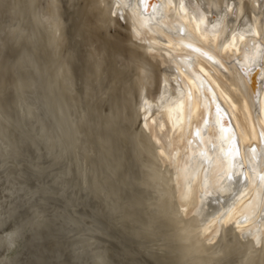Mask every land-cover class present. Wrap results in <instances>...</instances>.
Segmentation results:
<instances>
[{"label":"bare ground","instance_id":"6f19581e","mask_svg":"<svg viewBox=\"0 0 264 264\" xmlns=\"http://www.w3.org/2000/svg\"><path fill=\"white\" fill-rule=\"evenodd\" d=\"M55 2L0 0V158L26 135L152 264H264V0H77L68 48Z\"/></svg>","mask_w":264,"mask_h":264},{"label":"rangeland","instance_id":"374dc122","mask_svg":"<svg viewBox=\"0 0 264 264\" xmlns=\"http://www.w3.org/2000/svg\"><path fill=\"white\" fill-rule=\"evenodd\" d=\"M57 1L55 8L64 21L65 48H68L73 43L71 23L76 16L77 0ZM72 72L75 87L79 89L81 80L76 64H72ZM2 97L7 104L6 93ZM10 135L15 139L17 151L0 158L1 264H42V261L43 264L51 261V264L63 261L66 262L62 264L67 261L69 264H152L127 240V234L119 231L111 217L94 210L91 196L80 191L76 181L62 187L54 182L58 168L46 167L44 154L35 151L26 135L13 130ZM34 260L42 261L34 263Z\"/></svg>","mask_w":264,"mask_h":264}]
</instances>
